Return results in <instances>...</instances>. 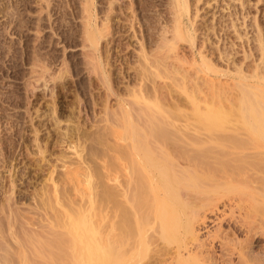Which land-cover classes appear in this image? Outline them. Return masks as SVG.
<instances>
[{
    "label": "rangeland",
    "instance_id": "obj_1",
    "mask_svg": "<svg viewBox=\"0 0 264 264\" xmlns=\"http://www.w3.org/2000/svg\"><path fill=\"white\" fill-rule=\"evenodd\" d=\"M110 1L95 0L93 10L95 18L100 24H104V22L106 24V21L104 20L106 18L105 12L108 9L107 7ZM130 1L131 0H121V2L117 1V4L115 3L113 5V7L116 5L118 6V10L115 9L117 11H114L117 15L116 20L119 22L117 23V25L124 23L123 26L125 25L126 31H124L123 35H118L113 32L112 28H109L108 30L105 27V29L103 30L107 31L100 41L98 50L94 51L89 46V41L87 40L88 38H86V34H84V25L86 20L84 16L85 13L83 11L84 0H0V263L2 262V258L6 254L7 249L12 250L10 251L11 255H14L15 258L17 257V254H19L17 253V251L19 250H17L18 243L16 241V237L23 238L22 232H24V230L27 231L31 229L32 231L33 229H35L33 231H43L42 229L44 228L45 231H47V228H45L46 221L43 220L45 219V214L49 213L50 211L52 212V210L50 209L49 201L46 200V197H48L46 196V194L48 195L53 191V183L55 181L59 183L61 187L60 193H65L66 191H71L70 188L66 186L69 176L72 177L76 175L82 181V179L84 180L86 178L87 174H90L92 175V181L94 180V186H96L99 191L98 193H96V195H94L95 204L93 205V207H90L88 210L86 209L83 214L76 213L74 216L77 220V225L73 228L74 231L72 230L74 237L73 240H75V242L72 243L76 248L75 252L77 254L75 264H96L98 260L100 261L98 264H104L102 263L104 262L102 258L97 259V257H102V254L99 255L97 253V250L101 249V247L104 249L105 246V227L103 213L104 208L107 204V198L105 196V192H103L104 190L102 187L104 186V182L106 179V168L104 160L106 159L107 149L111 147L113 141L115 144L118 140V142L121 141L120 135L122 133V130L119 124L124 123L123 116L121 114L122 103L124 102V100H126V103L131 102V99L133 100V96L136 97L135 94H137L139 90H142L139 84L140 80L138 79L140 77L139 75H141L142 73L139 72L141 68L140 64H143V67L144 60H142V58H139V61L142 60L143 63H140L141 61L138 62V57L141 56H137L139 55L140 50V38L138 37H141L142 33L140 34V32L137 31L134 34L132 29L128 25L129 20L127 18H130L129 16L131 15L130 10L128 9V7H130ZM145 1L146 0H137V6L140 5L138 7L139 10L143 9L142 3L148 2ZM201 1L199 3L201 5V11L199 13L201 17L199 18L202 19L201 22L204 24L203 26L206 25L204 29V31H206L198 33L199 37L197 38V41L203 42V40L205 41L206 38L210 42L216 41L215 46H219L220 48L222 47V49H224L225 47V49H227L228 47V53L234 55L239 62L241 61L240 63H242L244 69L248 70L247 72H252L253 70V73H255L254 69H256V66L260 63L261 67L259 68H263L260 69L263 71L264 55L260 56V51L258 50V41L256 40V37L258 36L256 32L258 31L255 30V19H258L264 33V0H245L247 2V14H245L246 12L243 11L244 9L242 7V4L239 3L238 0H203V4L201 3ZM166 2L167 0L164 1L165 4ZM165 4H163V7L161 5V8H164L165 10H168L169 7L171 8V6ZM226 4L227 6H232V9L237 8V10L243 11L244 15H246V21L248 23V26L250 27L246 29L245 27L241 26V30L243 32H248L249 41L238 40L236 38L235 31L232 28H228L226 32L221 30L220 24H222L223 21L226 20L225 23L228 24L231 21L229 11L226 10ZM18 6H20L21 8L19 9ZM13 11H15L16 13H18L19 11V13L15 14ZM151 11L152 10H150L149 13H151ZM215 12L217 13L216 16H214ZM221 15H224L222 19L223 21H220ZM14 18L17 20H15ZM95 18L93 20H95ZM19 19L21 21H19ZM13 20L18 21L20 25H22L21 23H23V28L18 27V23L12 22ZM240 20L241 19L238 20L239 25L242 21ZM214 21L217 24L216 27L218 29V32L220 33V39L222 40L223 37H226L228 40L224 39L223 41L220 40L218 42L219 36L213 34V29L211 28V26H213L215 23ZM218 21L219 24L217 23ZM171 23L169 22L168 24ZM102 26L103 25H101V27ZM206 27L209 29L211 28L212 30H207ZM136 30H138V27H136ZM231 43H234V46H232ZM190 47V43L188 42L183 41L182 44L180 43L181 55L183 53L186 54V52L189 53ZM155 49H158L156 50L157 53H161L158 46L157 48L155 47L151 51V53ZM247 52L249 53V56ZM96 53L100 54L101 56L102 66L91 61V57ZM154 53L155 52H153V54ZM157 53L154 54V58L156 57ZM157 56H162V54ZM220 67L224 69L228 68L227 62H221ZM187 68L189 70L188 66ZM141 69H144V67ZM228 69L234 71L233 66ZM39 75H43L44 77L38 79L37 77ZM106 76L109 77V81L107 79H104V77ZM157 78V83L156 80L153 83L150 80L143 82L144 84H142V87L144 90L142 91L145 92L142 93H146V89H148L147 91L150 95L145 94V96L148 98L151 96L150 98H153L155 100L156 98H160L161 100L159 99L156 101L162 103L164 107L166 104H169L170 101H176L175 103H177V101H180L179 105H181L185 109V112H188L187 114L190 115L186 119L188 120L190 118L188 120L187 127L185 122L186 117L184 118L185 115H178L182 116L181 118H183L185 124H182L183 121L181 122L180 120H177L178 122H176V119H179V117L174 114L176 116V119L173 115V127L176 126V128H180L182 126L181 128L184 129L183 125H185V130H187L186 128H188V131H191L189 132L190 136L197 135V130L206 134L211 132L220 133L223 135V137L226 134L225 136H228V139H230L229 135L232 134L230 136L233 137L234 141L233 139L231 141L236 143H232V146H234V144L235 146L230 149V155H226V151L224 153V150L221 149L219 150L223 151V154H225L226 156L221 155L222 152H219L221 154H219L217 150L216 152L219 156L221 155L220 159L223 158L226 162H230L231 160L232 162L230 163L237 164V167L240 166L238 164H241V167L244 166L245 168L246 164L247 169L245 168V172L243 173L244 177L242 175L238 176L236 174L234 177L235 180L233 179V181L231 180V182H225V180L223 179V183H221V174H219V176L217 177L216 173L214 174V177H210L208 175H206L205 178L203 176L201 177V179H205L202 180V182L204 181V184L202 183V185H205L206 187L215 186L218 185V183H221L220 185H225L224 183H226L224 189H221V193L218 196L214 197L216 200H203V203L201 199V202L199 200L200 204H205V206L199 205V209L202 213H207V217H210V219H207L210 222L204 224L206 228H203L201 230V234L202 236L206 235L203 236V238L208 239L210 237V234L214 233V235H216L217 226L219 225V228H222L223 231H226L221 232L220 235L223 236L220 237L224 239L225 242H227L226 240L228 239V241L230 242H228L229 245H224V247H230V245L235 244L234 242L241 243V245L243 244V246L246 244L244 249L248 250V252L250 251V254L248 252H246V254H248V256L250 255V259L253 260L252 256L255 259L254 262H252L246 256V258L251 261L250 264H260V262H262L260 260H263L264 258L263 256L262 258L260 256L262 254L261 251L264 248V234H262L264 232V205L260 202L261 198L259 200V197H261L259 195L264 196V191H262V187H264V181L262 182V180L264 178H261L262 175L264 176V173H262L264 172V123L262 121L264 120V110H259L263 112H259L257 114H252L250 112L251 105L253 104L251 103L250 105V103L248 102L249 100L246 99L252 98L253 95L250 92L252 89L248 87L250 89L249 90L247 86H243V84H247L249 82H240L242 83V87L239 86L240 83L237 84L234 79L228 75L222 76L221 79L218 80L219 83L225 82L223 85L224 87L225 84L227 87L230 86L231 88L232 86H234V89H231L230 94H232V90L236 91L237 88L242 93H244V91L248 89L245 91L246 95H242L246 97L243 98L245 102L247 101V103L245 104H249L250 106H246L245 104L240 103L238 99L242 98V95L239 98L238 96L233 95L235 93L237 95L239 94L240 96L241 93H236L237 91H239L238 89L236 92H233L232 96L234 97L230 96V99H234L236 97L234 99V103L233 99L231 100L232 102H230L229 99V102L227 99V101L220 99L219 102L214 103L215 105L211 101V104L208 105L210 107L208 110L220 106L222 110H228V108H231L230 110H233L232 114H234V117H239L240 120L236 117H232L235 120L232 119L231 122L225 123V125L229 124L227 126L223 125L224 123H217L218 121L214 120V122H216L218 126H216L215 123L214 127L213 125L212 127H210V125L207 124L209 122L205 123L206 120L209 121L208 118L203 120L199 119L198 117L197 119L198 115L196 116V114H193V108L196 106L194 105V107H192L193 101L190 97H187L178 92L179 90L175 86H171L172 88L168 87V89L167 87L164 88L165 83L163 81H160V78ZM235 83L237 84V88ZM204 86H206V84L202 85V87ZM169 88L172 90V92H170L171 90ZM193 88L195 91L193 90ZM135 90L137 92H135ZM203 90L204 92H206L207 90L209 91V88L206 86L203 88ZM258 90H255V92H258ZM166 91H169L170 93H167ZM188 91L190 93L193 91V93H191L192 95H198V93L196 92L197 89L191 84H188ZM252 92L253 94H255L253 90ZM206 93L210 94L212 92ZM169 94H171L172 97ZM191 94L189 96H191ZM249 94L251 97H249ZM261 94L263 93L260 92L255 94L254 96L258 97L259 95L260 97L262 96ZM254 96L253 98H256ZM129 99L130 101H128ZM263 99L264 96L259 100L253 99L257 100H252L254 103L253 106H257V109H264V106H262L264 104ZM261 101L263 104L261 103ZM231 103H233L232 105L234 106V109L231 107ZM203 104L200 103V106ZM204 107H202V110ZM204 111L205 110H203L202 116L208 115L205 114ZM116 115L118 116V118ZM191 116L196 117L194 118ZM260 116H262L261 119ZM119 117L121 118V120ZM251 120L252 122H254L255 131H253V123L251 122ZM190 121L191 123H194L192 124V126H190ZM257 122L259 123V125ZM179 123L180 125H178ZM195 124L197 125L195 126L197 127L196 129H194ZM189 126L191 127V129L189 128ZM255 126H257V128ZM173 127H171V129L175 130V128ZM183 129L176 130H179V132L181 130L182 132ZM176 130L175 132H177ZM222 135L220 136L222 137ZM240 136L243 137L242 140L245 142V144L242 140H240L242 138ZM236 137L240 138L237 139ZM225 138L227 137H224L223 139ZM118 145L119 144L117 143V145L113 146ZM207 145L203 147L211 148V145H213V143L211 142ZM232 150L234 153L232 152ZM212 151L213 150H210L209 152L211 154L215 153ZM227 157L230 158L229 161V158L226 160ZM236 158L239 160L236 161ZM210 160H214V162L216 161L215 158H210ZM254 164L257 165L255 166ZM246 170H248V173ZM240 176H242L241 182ZM246 178H248L249 181ZM210 179H212L213 181H211ZM260 180L262 183L260 182ZM205 181L207 183H205ZM210 183L212 184L209 185ZM254 187H258L259 189H257L260 190V194H258V190L256 192V194H258V197L253 190L255 189ZM251 189L254 193H252ZM43 195L45 196V198ZM99 198L102 199L100 200ZM257 201L261 203V206H259L260 209L257 208L258 205L256 204H259ZM44 202L46 205L44 204ZM239 202L241 205L240 207ZM252 203L254 206L251 205ZM234 205L237 206L235 207ZM202 206H204L203 210L201 209ZM230 206L233 207V210ZM251 206L252 208H250ZM248 207L251 209V211ZM254 207H256L257 209ZM230 211L234 213L232 214V212ZM237 214L238 216L240 214L241 218L245 217L241 219V223L246 222L248 225L245 223V225L241 223L238 224L237 222L241 220H237L235 218ZM226 215L228 216V218ZM232 217L234 218L232 219ZM240 217H238V219ZM61 218L62 220H65L67 217L64 213L61 212L60 220ZM98 218L100 219L98 220ZM220 218L223 219L220 220ZM261 218L263 221L261 220ZM83 219H85L84 223ZM233 220L236 222H234ZM260 221L263 222L262 227L259 226ZM40 222L44 223L45 227H40V225H43ZM93 222L95 223V227L98 225V228H94ZM243 226L246 228L244 229ZM101 227L102 229H104L103 231L102 229H100ZM248 228L249 230L250 228L252 229L250 231H247ZM93 229H97L96 231H94L96 232L95 235ZM62 230L65 231L67 229ZM251 231L252 233H250ZM257 231H260L259 233L262 235L257 233ZM226 233L229 235H226ZM97 234L99 235L97 236ZM255 234L257 235L255 236ZM248 235L250 236L248 237ZM218 236L215 239L213 237H210L207 242L210 241L211 243H209L211 247L213 246L215 248V254L218 256L219 264H226L224 263L226 262L224 260V257H222L224 247L223 245L220 246L222 239L218 238ZM228 236L231 238H229ZM236 236L237 238L239 237V242L237 241ZM180 239H184L183 236L179 235L177 241H179ZM187 240L188 239L186 238V241ZM224 240L222 241L224 242ZM177 241L176 243L173 242V247L176 246ZM99 243L101 247L98 246ZM29 245L30 248L28 247V250L35 246H33V244L31 243ZM249 246L251 247L248 249ZM62 249L63 246L60 247L61 251ZM103 249L101 250L104 251ZM63 250H67V247L65 246ZM67 252L68 250L65 251L66 254ZM63 253L64 252L61 253V256L65 257L63 256ZM80 253H83V255L79 256ZM237 254L234 255L235 264L238 263V261L242 264H245L246 259H241L240 256H237ZM87 256L90 257L88 258ZM152 259L154 260L155 257H152ZM152 259L148 257L143 258L139 261V264H145V262L146 264H157V260L155 259V261H153ZM222 259L224 260V262ZM189 262L191 263L192 261Z\"/></svg>",
    "mask_w": 264,
    "mask_h": 264
},
{
    "label": "bare ground",
    "instance_id": "obj_2",
    "mask_svg": "<svg viewBox=\"0 0 264 264\" xmlns=\"http://www.w3.org/2000/svg\"><path fill=\"white\" fill-rule=\"evenodd\" d=\"M117 1L121 2V0H112L109 2L108 7H107L108 9L105 12L106 15L104 14L106 16V18L104 19L106 21V24L105 22L104 24H100L96 20L94 10H93V5L95 3V0H84V6H83L84 10L83 11L85 13L84 16L86 19L85 25H84L85 26L84 34H86L85 36L86 38H88L87 40L89 41V46L94 51L98 50L100 41L105 35V32L107 31V30L106 31L103 30L105 29V27L108 30L109 28H112L113 32H115V34H118V35L119 34L123 35L124 31H126L125 25L123 26L124 23L117 25V23L119 22L116 20L117 15L114 11L118 10L117 9L118 6L116 5L113 7L115 3L117 4ZM146 1L148 2L147 3L141 2L143 5V9H140L141 10L140 11L138 8L140 5L137 6V0H131L130 7H128L131 15L129 16L130 18H127L129 20L128 25L132 29L134 34L137 31L140 32V34L142 33L141 37H138L140 38L139 40L140 50H139V55H137V56H141V57H138V62L141 61L140 63H143L142 60H144V66H143L144 69H141L143 68L142 67L143 64L141 65L140 63H139L141 66V68L139 66L140 71L138 68V71L140 73L142 72L141 75H139L140 77L138 79L140 80L139 84L142 90H144L142 87L143 86L142 84H144L143 82L150 80L153 83L157 77H158L157 79L160 78L161 79L160 81H163L165 83V85L163 83V85L165 86V87L163 86L164 88L167 87L168 89V87H171V86L177 87L179 90L178 92L192 99L193 101L192 107H194V105L196 106L194 107L195 109L193 108V111H194L193 114H196V116L198 115L197 119L198 117L199 119H203V120L208 118L209 121L206 120L205 123L209 122L207 124L210 125V127H212V125L214 127V124L216 123L214 122V120L218 121L217 123L219 122H221V124L224 123L223 125H225V123L231 122L232 119L235 120L234 118L236 116L234 117V114H232L233 110L231 111L230 110L231 108L230 109L228 108V110L226 109L222 110L220 106V107H214L213 109L208 110L210 108L208 105L211 104V101L214 104V103L219 102L220 99L221 100L229 99L230 102H232L231 100L233 98L232 99L230 98L234 97L232 96V94L233 92L237 91L238 83L240 82L247 83L244 81H248L249 83L243 84V86L245 85V87L247 86V88L250 87V89H252L255 94L262 92L263 94H261L262 95L260 96L261 98L264 96V73H263L264 70L262 71L260 69H263V68H259L261 67V63L258 65L256 64L257 65L256 69H254L255 73H253V70L252 72H247L248 70L244 69L242 63H240L241 61L239 62L238 59L234 55H231L228 53L227 51L228 47L227 49H225L226 47L224 46L225 48L222 49V47L220 48L219 46H215L216 41L210 42L207 38L205 39V41L203 40V42L197 41V38L199 37L198 33L204 31L205 26H206V25L203 26L204 24L201 22L202 19L199 18L201 17V15L199 14L201 11L200 10L201 5L199 4L201 0H167L166 4H168V6H171V8L169 7L168 10L161 8V5L163 7V4H165L164 3L165 0H146ZM238 1L239 3L242 4V7L244 9L243 11L246 12L247 2L245 0H238ZM202 2L203 0L201 1V3ZM18 8L20 9L21 7L18 6ZM150 10H152L154 13L152 11L151 13H149ZM226 10L229 11V16L231 17V21L229 24L225 23L226 20L225 21L222 20L224 15H221L220 21H223L222 24H220L221 30L226 32L228 28L230 29L232 28L235 31V35L238 40L249 41L248 32L244 31L245 32L244 33L241 30V26L245 27L246 29L250 27L248 26V23L246 21V15H244V12L241 10H237V8L232 9V6H227V4H226ZM15 11H13L15 14L19 13V11L18 13H16ZM216 14L217 13L215 12L214 16H216ZM245 14H247V12ZM94 18L95 20H93ZM239 19L242 20V21L240 20L241 21L240 25L238 22ZM15 20H13L12 22L18 23V21H15ZM19 21L21 20L19 19ZM169 22L170 23L172 22V23L168 24ZM217 23L219 24V21ZM21 24L24 26L23 23ZM22 25L18 23L17 26L20 28L21 27L23 28ZM101 25L103 26L101 27ZM216 25L217 24L215 22L214 25L211 26L213 30L211 28L210 29L213 31L212 32L213 34L219 36V40H218L219 42L221 40L220 39L221 36H220V33L218 32ZM136 27H138V30H136ZM255 27H256L255 30L258 31L256 32L258 34V36L256 37V40L258 41V50L260 51V56H262L264 55V33H263V29L261 25L259 24L258 19H255ZM208 29L209 28H207V30ZM224 39L228 40L226 37H223L221 41H223ZM183 41L190 43L191 47H190L189 53L186 52V54L183 53L181 55L180 43L182 44ZM157 46L161 53L158 52L159 53L158 54L156 52V50L158 49H155L153 52L157 54H156V57L154 58L153 56L155 53L153 54V52L151 53V51L155 47L157 48ZM232 46H234V43L232 44ZM140 52H141V55H140ZM160 54H162V56H157ZM248 56H249V53H248ZM91 58H92L91 61L93 63H97L98 65L102 66L100 54L96 53ZM139 58H142V60L139 61ZM223 61L227 62L228 68L233 66L234 71H231L228 68L224 69L220 67V63ZM187 66L189 67V70ZM227 75L233 78L234 81L237 83V84L235 83L237 89L235 88L236 91L232 90L233 91L232 94H230L231 93L230 91L234 86H232L231 88L230 86L227 87L225 84V87H224L223 85L225 82L224 83L218 82V80L221 79L222 76H227ZM42 77L44 76L39 75L37 78L40 79ZM107 77L108 76L104 77V79L108 80L109 77L108 78ZM156 83H157V80H156ZM188 84L189 85L191 84L193 87L197 89L196 92L198 93V95L196 94L192 95L191 93H193V91L191 93L188 91ZM205 84L209 88V91L207 90L206 92H212V93L207 94L206 92H204L203 88L206 86L202 87V85H205ZM241 84L242 83H240L239 86H242ZM142 90L138 91L137 93L138 95L135 94L136 97L133 96V100L131 99V102L126 103L125 102L126 100H124V102L122 103V106H121L122 113L121 114L123 116L124 123L119 124L122 130V133L120 135L121 141L120 142H118L119 140L117 141V143L119 144L118 146H113V145H117V143L115 144L113 141V144L111 145V147L107 149L106 159L104 160L105 168H106V172H105L106 179H105V182L103 181L104 186L102 187L104 191L103 190L102 191L105 192V196L107 198L106 200L107 204L105 203L106 207L104 208V213H103L105 230L102 229V227L100 229H102V231L104 230V245L105 246L103 249L100 243L98 244V246L101 247V249H103L104 251H102L101 249L97 250L98 251L97 253L99 255L102 254L101 255L102 257L100 258L97 257V259L102 258V260L104 261L102 263L104 264H139V261L141 259L147 258V257L150 259H152V257H155V259L157 260V264H186V263H189V264H207V263L208 264H219L218 256L215 254V248L213 246L211 247L210 241H209L210 243L207 241L208 239H210V237H213L215 239L218 235H219L218 238H221L220 236H223V235H220L221 232H226V231H223V229L219 228L218 227L219 225H218L217 230H216V235L212 233L209 235L210 237L208 239L203 238V236H206V235L202 236L201 230L203 228H206L204 224H206L207 222H210L207 220V219H210V217H207L208 215L207 213L204 214L201 212V210L199 209L200 208L199 205L205 206V204H202L203 200H208V201L216 200L214 197L218 196L221 193V189H224V186L226 185V183H224L225 185L223 184L220 185L221 183H223V179L225 180V182L226 181L231 182V180L233 181L236 174L238 176L242 175L244 177L243 173L245 172V168L247 166L245 164V168H244V166L241 167V164H238L240 166L237 167L236 166L237 164L230 163L232 161L230 160L229 157H227L226 160L229 158L228 161L230 160V162L224 161L223 158L220 159L221 155L226 156L229 154V152L231 153L230 149L235 146V144L234 146H232V143H236V142L231 141L233 137L230 135L232 134L230 135L227 134L229 135L230 139H228V136H225L226 134L224 135V137H227V138L223 139L224 137L220 133L211 132V133L206 134L204 132L202 133L201 131L197 130V133H196L197 135L192 134L194 136H190L189 132L191 131H188L189 130L188 128H186L187 130H185V125H183L184 129L181 128L182 126L181 127L179 126L180 128H176V126L173 127L174 125L173 117L175 115L179 117V119L178 118L176 119V116H175L176 122H178L177 120H180L182 122L183 121V118H181L182 116H178V115L184 114L185 115V116L183 115L184 118L186 117L185 118L186 126H187L188 120L190 119L189 118L188 120H186L188 116L190 115H188L187 114L188 112H185V109L181 105H179L180 101L179 102L177 101V103H175L176 101L175 102L170 101L169 104L165 103L166 105H169V106L165 105L164 107L162 103L156 101V100H159L160 98L159 99L156 98V100L153 98H150L151 96L148 98L145 96V94H149V92L147 91L148 89H146V93H142V92H145ZM252 90L250 92L254 96L255 94H253ZM255 90L256 91L258 90V92H255ZM154 91H155V88H154ZM245 91L244 93L240 92V90L237 91L236 93H241L240 96L239 94L237 95L235 93L233 95H236L239 98L241 97L242 94H245ZM135 92L137 91L135 90ZM170 92H172V90ZM170 92L168 91L167 93H170ZM171 94L169 95L171 96ZM190 94L191 96H189ZM250 94H249V97H251ZM253 96L250 99H246V100H249L248 102L250 103V105L251 103L254 105L253 101H257L261 99L260 97L258 98L256 96H254L256 98H253ZM243 98H246V97L242 95V98L238 99L240 103H243V104L247 103V101L245 102ZM162 99H163V95H162ZM234 99H233V103H234ZM241 99L243 102L241 101ZM253 99H257V100H253ZM128 101H130V99ZM200 103H202L206 107L205 108L203 105H201L202 107L205 108V109L203 108V110H205L204 113L208 115L202 116L203 110H202V107L200 106ZM233 103H231V105ZM253 105H251V109H250V112L252 114L263 112V111H259V110H264L263 108H259L260 105L258 106L259 109L256 108L257 106L255 107ZM262 106H264V104ZM231 107L233 108L234 106L232 105ZM191 117H194V116H191ZM261 117L262 116H260V119ZM237 119H239V117ZM262 121L264 123V120ZM180 123L178 125H180ZM189 123H191V121ZM217 123L215 124L216 126H218ZM252 123H253L252 125L253 131H255L254 122ZM182 124H185L184 121ZM192 124L194 123H191V125L190 124L189 125L192 126ZM230 124H234V123H230ZM190 126L189 128L191 129ZM195 126L197 125L196 124L194 125V129L197 128ZM171 127L175 128V130L183 129L184 131L182 130L181 132L180 130L179 132V130H176L177 132H175V130L171 129ZM255 127L257 128V126ZM220 135H222V137ZM242 139L243 137L240 140ZM240 140H236V141H240ZM211 142L214 145V146L211 145V148L203 147L207 144H210ZM219 149L224 150V153L226 151L227 154L226 155L223 154V151ZM210 150H213L212 152H215V153L222 152V154L219 153L221 154L220 156L218 155V153L211 154L209 152ZM210 158L211 159L215 158L216 161L214 162V160H210ZM238 160L239 159H237L236 161ZM240 162H241V158H240ZM246 171L248 173V170ZM215 173L217 177L219 176V174H221L220 175L222 179L220 180V182L222 181L221 183H218V185L209 186V187L202 185V183L204 184V181L202 182V180L205 178L206 175L210 177L211 176L214 177ZM202 176L204 178L201 179ZM242 176H240L241 177L240 182H241ZM262 176L261 178H264V176L263 177ZM98 179H101V178H98ZM246 179L249 181L248 178ZM210 180L213 181L212 179ZM263 181L264 179L262 180V182ZM205 183L207 182L205 181ZM211 184L212 183H210L209 185ZM66 186L70 188L71 191L70 192L64 191L65 193H60L61 187L59 183L55 181L53 183V189H52L53 191L50 192V194L48 195L46 194V196H48L46 197V200L49 201L50 203L49 206L52 212L51 211L49 212L51 214L49 213L45 214V219L44 220L42 219L43 221H46L45 223L46 227L44 226V223H41L42 220L40 223L43 225H40V227L44 226L45 228H47V231H45L43 227H42L43 231H39V230L33 231L35 229H33L32 231L31 229L27 231L24 230V232H22L23 238L16 237V241L18 243L17 250H19L17 251V253H19L17 254V257L15 258L14 255H11L10 251L12 250L5 249L7 252L3 256L2 262L0 264H75L76 262L75 259L77 258V254L75 252L76 248L72 242H75V240H73L74 239L73 228L77 225V220L74 216L76 213L83 214V212H85L86 209L88 210L90 207H93V205L95 204L94 195H96V193H98L99 190L97 189L96 186H94V180L92 181V175L90 174H87L86 178L84 180L82 179V181L76 175L72 177L69 176ZM257 188H255L256 191L255 189L252 188L255 194L257 190L259 189ZM252 189L251 191L252 193H254ZM262 189H263L262 191H264V187H262ZM258 192H259L258 194H260V190H258ZM258 194H256V196ZM259 196H261L259 197V200L261 198L260 202L264 205V196L262 195H259ZM200 199L202 200L201 204H200L201 202ZM261 203H259L260 205L255 203L256 205H258V207L256 206L258 209H260L259 206H261ZM251 205H253V203ZM204 206L201 207L202 210ZM240 206L241 205L239 202V207ZM96 207H97V204H96ZM231 208L233 210V207ZM250 208H252V206ZM61 212L64 213L65 216L67 217L66 218L67 220L65 219L66 221L62 220L63 217L61 218L62 221L60 220ZM233 213L234 212H232V214ZM237 216L235 217L237 220H241L245 218L242 215L241 216L243 218H241L240 214L238 216L240 217L239 219ZM233 218L234 217H232V219ZM99 219L100 218H98V220ZM222 219L220 218V220ZM84 220L85 219H83V223H84ZM241 222L242 220L237 223L239 224ZM244 223L247 224L246 222ZM244 223H241V224H244ZM262 223L263 222L260 221L259 226L262 227L263 225ZM93 226L94 228H98L97 227L98 225L95 227V223L93 224ZM245 228L246 227H244V229ZM62 229L64 230L67 229V230L63 231ZM251 229L252 228H250V230ZM96 230L97 229H93V232ZM248 230L249 228L247 229V231ZM259 232L257 231V233ZM95 233L96 232H94V235ZM250 233H252V231ZM262 234H264V232ZM98 235L99 234H97V236ZM179 235L183 236L184 238L182 240L180 239L179 240L180 242L177 241V238ZM226 235H229V234L226 233ZM256 235L257 234H255V236ZM249 236L250 235H248V237ZM185 237L188 239L187 241ZM238 238H237V241H238ZM14 240H15V237H14ZM222 240H221L220 246L223 245L224 247V245H229L230 243L228 241L229 239L226 240L227 242H225L224 240L225 243ZM176 241H177V244L176 246L173 247V242L176 243ZM30 243L33 244V246L34 245L35 246L31 248L30 250H28ZM234 243L235 244L230 245V247L228 246L224 247V251L222 255V257H224V260L226 261L224 262V260L222 259L224 263L235 264L234 255H236L237 253L239 254V255L237 254V256H240L241 259L243 258L246 259L245 264H250L251 261L254 262L255 260L254 257L252 256L253 258L252 260L249 258L250 255L248 256V254H246L248 250L244 249L246 245L245 242H244L245 244L244 246L243 244L241 245V243H237V242H234ZM64 245L67 247V250H68L67 254L65 253V251L67 250H63L65 247ZM62 246H63V249L61 251L60 247ZM250 247L251 246H249L248 249ZM62 252H64L63 256L65 257L61 256ZM261 253L263 254V255L262 254L260 255L262 258V256L264 257V248L261 251ZM81 255H83V253L79 254V256ZM246 256L251 261H249L248 258H246ZM155 259L154 260L152 259V260L155 261ZM90 261H91V258H90ZM189 261H192V262L190 263ZM260 261H262L260 262V264L261 263L264 264V258L263 260L261 259ZM99 262L100 261L98 260L96 264H98ZM238 263L242 264L239 261ZM90 264H93V263H90Z\"/></svg>",
    "mask_w": 264,
    "mask_h": 264
}]
</instances>
